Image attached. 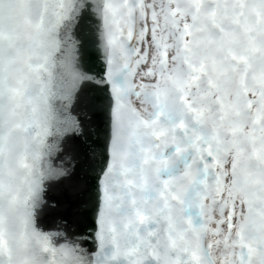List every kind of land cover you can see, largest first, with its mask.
<instances>
[{"label":"snow or ice","instance_id":"obj_1","mask_svg":"<svg viewBox=\"0 0 264 264\" xmlns=\"http://www.w3.org/2000/svg\"><path fill=\"white\" fill-rule=\"evenodd\" d=\"M0 264H264V0H0Z\"/></svg>","mask_w":264,"mask_h":264},{"label":"water","instance_id":"obj_2","mask_svg":"<svg viewBox=\"0 0 264 264\" xmlns=\"http://www.w3.org/2000/svg\"><path fill=\"white\" fill-rule=\"evenodd\" d=\"M93 121L94 123L100 127L101 129L103 128L104 125V116L103 113L97 112L93 115ZM92 175L91 172L88 173V176L90 177ZM83 187H86V185H82ZM46 224H50L51 221L50 220H46L45 221Z\"/></svg>","mask_w":264,"mask_h":264}]
</instances>
